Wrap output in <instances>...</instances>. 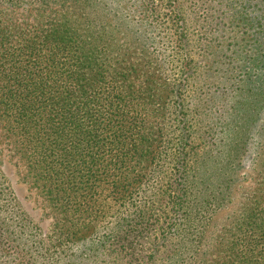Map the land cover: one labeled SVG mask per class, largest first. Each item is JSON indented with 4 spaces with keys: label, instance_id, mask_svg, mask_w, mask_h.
Segmentation results:
<instances>
[{
    "label": "trees",
    "instance_id": "trees-1",
    "mask_svg": "<svg viewBox=\"0 0 264 264\" xmlns=\"http://www.w3.org/2000/svg\"><path fill=\"white\" fill-rule=\"evenodd\" d=\"M0 128V264H264V0H0Z\"/></svg>",
    "mask_w": 264,
    "mask_h": 264
},
{
    "label": "rangeland",
    "instance_id": "rangeland-1",
    "mask_svg": "<svg viewBox=\"0 0 264 264\" xmlns=\"http://www.w3.org/2000/svg\"><path fill=\"white\" fill-rule=\"evenodd\" d=\"M249 168L245 167L244 171L248 172ZM0 171L5 178L12 184V188L17 197L21 200L24 207L31 211L33 216L41 220V225L48 228L53 221L46 201L38 193L37 188L32 186L24 176V165L19 160L15 151L11 147L8 139L5 138L3 131L0 128ZM228 214L220 213L217 218L216 225L220 224V221L225 222V216Z\"/></svg>",
    "mask_w": 264,
    "mask_h": 264
}]
</instances>
